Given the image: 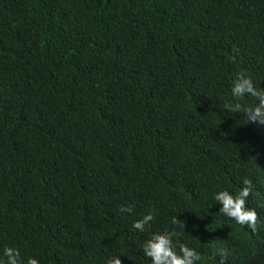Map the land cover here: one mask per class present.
I'll list each match as a JSON object with an SVG mask.
<instances>
[{
  "label": "trees",
  "instance_id": "1",
  "mask_svg": "<svg viewBox=\"0 0 264 264\" xmlns=\"http://www.w3.org/2000/svg\"><path fill=\"white\" fill-rule=\"evenodd\" d=\"M237 73L264 89V0H0V255L150 264L167 230L195 264H264V129L225 110ZM243 179L254 229L213 199Z\"/></svg>",
  "mask_w": 264,
  "mask_h": 264
},
{
  "label": "clouds",
  "instance_id": "2",
  "mask_svg": "<svg viewBox=\"0 0 264 264\" xmlns=\"http://www.w3.org/2000/svg\"><path fill=\"white\" fill-rule=\"evenodd\" d=\"M232 102L224 105L229 113L243 114L248 124H254L264 129V89L254 86L252 79L243 73H237L231 88ZM246 96L254 98V103L242 104L239 101ZM242 187L237 194L230 193L227 189L216 191L213 199L219 205L218 212L234 219L239 225H247L249 229H254L257 222V212L246 207V198L249 195L251 182L248 179L242 180ZM121 211L130 212V208L122 207ZM153 219L152 213L144 215L135 220L132 227L143 232L145 226ZM175 223V219L173 220ZM174 232L167 230L154 233L146 239L141 247L145 257L150 258V264H195L200 259L199 254L186 244L174 243ZM0 264H39V261L29 256L26 262L20 259V251L14 247L5 246L0 255ZM105 264H122L119 255H113L105 259ZM223 264V260L219 262Z\"/></svg>",
  "mask_w": 264,
  "mask_h": 264
}]
</instances>
